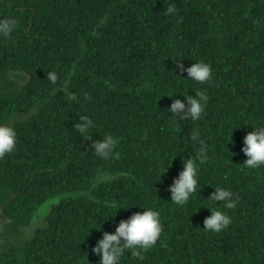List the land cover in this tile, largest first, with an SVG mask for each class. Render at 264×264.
I'll list each match as a JSON object with an SVG mask.
<instances>
[{
	"label": "trees",
	"instance_id": "obj_1",
	"mask_svg": "<svg viewBox=\"0 0 264 264\" xmlns=\"http://www.w3.org/2000/svg\"><path fill=\"white\" fill-rule=\"evenodd\" d=\"M5 18L16 27L0 37V123L17 139L0 158V264H99L91 249L103 232L148 207L160 237L120 264H264V166L245 168L241 150L264 126V0H0ZM196 61L210 82L178 67ZM199 91L209 97L200 119L168 112ZM81 116L94 122L90 139L76 130ZM193 130L207 159L197 194L178 206L168 186L199 151ZM106 134L118 158L94 153ZM215 187L238 197L234 209L209 204ZM106 201L128 208L105 217L116 211ZM205 207L231 223L205 231Z\"/></svg>",
	"mask_w": 264,
	"mask_h": 264
},
{
	"label": "clouds",
	"instance_id": "obj_2",
	"mask_svg": "<svg viewBox=\"0 0 264 264\" xmlns=\"http://www.w3.org/2000/svg\"><path fill=\"white\" fill-rule=\"evenodd\" d=\"M177 11L174 4H170L166 10V15L174 14ZM16 27V21L12 18L0 19V37L7 39ZM182 72L187 73V79L203 84L212 79V70L209 64L203 61H196L189 66L178 65ZM180 76V75H179ZM48 78L55 82V72H49ZM174 93L167 95L172 97ZM183 101L179 98L171 100L168 106V112L180 119L190 118L197 121L204 114L205 106L209 97L203 92H196L195 95H182ZM79 123L76 124V130L86 139H90L89 130L93 128L94 122L87 116H81ZM17 133L15 128L9 123H0V158L6 153H10L16 147ZM190 139L200 144L199 151L195 158L187 157L182 161V168L178 175L173 178L168 186L170 200L178 206H184L188 203L193 194H197L199 163H204L207 159V145L202 139H199L198 132L193 130ZM230 142V136L228 137ZM117 138L106 134L103 139L92 142L91 147L97 156L107 158L112 156L118 158L119 153L115 151ZM241 150L247 157L243 161V166L248 169H257L264 166V126H258L248 131L243 137ZM166 168L161 172H165ZM160 173V174H161ZM160 177V175H159ZM210 205H215V201L223 202L226 209H234L237 205L238 197L233 198V192L227 188L215 187L208 196ZM107 207L116 209L114 214L105 216L111 217L116 214L121 207L116 201H106ZM209 210L210 215L203 220V229L205 231L220 232L231 223V217L224 211ZM99 227L96 229H100ZM162 224L160 214L151 207L143 208V211L131 214L127 219H122L115 227L114 232H103L102 237L97 239L92 246V253L99 255V264H120L125 250L131 253V256L137 259H143L142 253L151 248L160 237ZM86 260V258L84 257Z\"/></svg>",
	"mask_w": 264,
	"mask_h": 264
}]
</instances>
